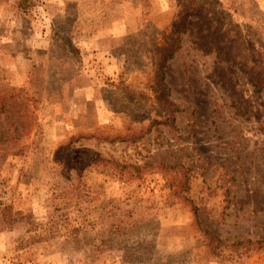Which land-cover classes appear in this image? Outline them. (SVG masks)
Instances as JSON below:
<instances>
[{
    "label": "rangeland",
    "instance_id": "374dc122",
    "mask_svg": "<svg viewBox=\"0 0 264 264\" xmlns=\"http://www.w3.org/2000/svg\"><path fill=\"white\" fill-rule=\"evenodd\" d=\"M222 40L264 77V0H0V264H264V89Z\"/></svg>",
    "mask_w": 264,
    "mask_h": 264
},
{
    "label": "trees",
    "instance_id": "16d2710c",
    "mask_svg": "<svg viewBox=\"0 0 264 264\" xmlns=\"http://www.w3.org/2000/svg\"><path fill=\"white\" fill-rule=\"evenodd\" d=\"M174 31H176L177 36L171 39L168 42V48H167V59H172L174 57V52L180 48V33L187 31L186 27H180L175 25ZM222 43L215 45V52L217 54V57L224 61L232 63L233 65H236L241 71H243L247 77L250 83H252L254 89L257 92H260L264 89V77L261 75L258 67H255L254 63L252 66L245 63L244 58L235 57L233 54L230 53V50H232L231 45L227 41H221ZM165 78V75L163 74V80Z\"/></svg>",
    "mask_w": 264,
    "mask_h": 264
}]
</instances>
